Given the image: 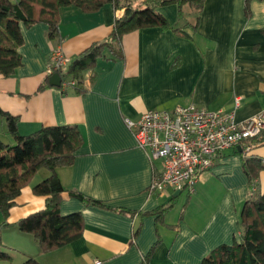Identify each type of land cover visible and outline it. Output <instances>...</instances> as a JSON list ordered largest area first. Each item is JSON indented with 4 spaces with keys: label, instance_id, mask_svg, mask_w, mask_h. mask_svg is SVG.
Returning a JSON list of instances; mask_svg holds the SVG:
<instances>
[{
    "label": "crops",
    "instance_id": "1",
    "mask_svg": "<svg viewBox=\"0 0 264 264\" xmlns=\"http://www.w3.org/2000/svg\"><path fill=\"white\" fill-rule=\"evenodd\" d=\"M158 10L169 27L124 34L121 55L98 58L81 90L49 84L50 52L60 46L73 59L106 37L123 9L110 3L95 12L63 6L55 38L48 36L46 23L21 24V64L9 76L0 74V108L17 118L20 134L40 126L79 128L82 143L57 174L64 189L60 212H79L83 227L78 238L49 251L17 227L21 218L44 207L45 197L32 191L48 174L40 168L8 215L0 213V225L6 222L0 227V251L11 260L6 264L27 257L40 264H200L215 246L238 239L244 201L252 190H264V168L252 181L243 163L254 157L264 164V142L248 151L239 145L225 150L191 193L159 192L150 184L162 160L137 145L124 119L187 104L235 110L237 121L263 110L264 0H203L200 9L185 3L181 12L176 4ZM43 83L48 86L40 89ZM0 137L14 141L2 116Z\"/></svg>",
    "mask_w": 264,
    "mask_h": 264
},
{
    "label": "trees",
    "instance_id": "2",
    "mask_svg": "<svg viewBox=\"0 0 264 264\" xmlns=\"http://www.w3.org/2000/svg\"><path fill=\"white\" fill-rule=\"evenodd\" d=\"M202 2L203 0H0V74L9 76L21 64V24L46 23L48 36L55 38L59 33V10L63 6L75 5L84 12H95L110 3L114 9H123L121 16L115 18L111 32L103 40L93 42L79 52L65 70L61 71L63 77L73 79V86L81 90L86 72L94 69L98 58L121 55L124 34L150 26L169 27L166 18L159 12V7L176 4L181 12L185 3L200 9ZM45 86L48 84L43 83L39 88ZM0 116L5 118L8 132L14 139L12 143H7L0 137V213L6 217L22 187L30 182L40 168H45L47 176L32 186L34 194L45 197L44 207L21 218L17 227L31 233L42 251L52 250L78 238L82 233V216L79 212H60L61 193L64 189L57 168L73 161L82 143L79 128L69 124L40 126L30 133L20 134L16 117L1 108ZM254 140L264 142V130ZM243 168L253 181L264 164L251 157L244 160ZM252 191L239 213L238 239L215 246L200 264H264V190L256 195ZM71 194L88 202L99 203L80 193ZM169 207L167 205L161 210L166 211ZM159 210L155 211L157 218ZM5 224L3 222L0 227ZM9 258L7 253L0 251V260ZM19 264L40 262L27 257Z\"/></svg>",
    "mask_w": 264,
    "mask_h": 264
},
{
    "label": "built area",
    "instance_id": "3",
    "mask_svg": "<svg viewBox=\"0 0 264 264\" xmlns=\"http://www.w3.org/2000/svg\"><path fill=\"white\" fill-rule=\"evenodd\" d=\"M70 61L57 46L46 63L48 75L61 76V87L74 85L73 79L61 74ZM238 104L239 98L235 97V106ZM124 122L137 145L148 151L150 157L162 160V169L152 179L150 188L191 193L202 173L225 150L239 145L248 151L259 143L254 139L264 130V109L237 121L235 110H209L187 104L171 110L148 109L137 119L125 118Z\"/></svg>",
    "mask_w": 264,
    "mask_h": 264
},
{
    "label": "water",
    "instance_id": "4",
    "mask_svg": "<svg viewBox=\"0 0 264 264\" xmlns=\"http://www.w3.org/2000/svg\"><path fill=\"white\" fill-rule=\"evenodd\" d=\"M49 84L54 85V86H59L60 81H61V76L58 73H53L49 78H48ZM178 191L175 192V194Z\"/></svg>",
    "mask_w": 264,
    "mask_h": 264
},
{
    "label": "rangeland",
    "instance_id": "5",
    "mask_svg": "<svg viewBox=\"0 0 264 264\" xmlns=\"http://www.w3.org/2000/svg\"><path fill=\"white\" fill-rule=\"evenodd\" d=\"M185 192H186V191H184V192L182 193V195H184V194H185ZM252 192H254V195H256V194H257V192H259V191H257V192H255V191H252ZM0 261H2V263L6 264V263H9V261H11V260H10V259H3V260H0Z\"/></svg>",
    "mask_w": 264,
    "mask_h": 264
}]
</instances>
